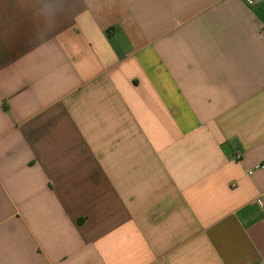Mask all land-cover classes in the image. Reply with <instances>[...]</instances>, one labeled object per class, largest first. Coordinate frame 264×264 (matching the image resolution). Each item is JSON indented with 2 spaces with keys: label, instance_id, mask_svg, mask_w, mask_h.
Instances as JSON below:
<instances>
[{
  "label": "crops",
  "instance_id": "obj_1",
  "mask_svg": "<svg viewBox=\"0 0 264 264\" xmlns=\"http://www.w3.org/2000/svg\"><path fill=\"white\" fill-rule=\"evenodd\" d=\"M258 198L263 2L0 0V264H264Z\"/></svg>",
  "mask_w": 264,
  "mask_h": 264
},
{
  "label": "built area",
  "instance_id": "obj_2",
  "mask_svg": "<svg viewBox=\"0 0 264 264\" xmlns=\"http://www.w3.org/2000/svg\"><path fill=\"white\" fill-rule=\"evenodd\" d=\"M246 1V3L248 4V5H255L256 3H259V2H263L264 3V0H245ZM263 166L262 165H259V166H257V168L259 169V168H262ZM256 202L258 203V204H263L264 203V199L263 198H258L257 200H256Z\"/></svg>",
  "mask_w": 264,
  "mask_h": 264
}]
</instances>
